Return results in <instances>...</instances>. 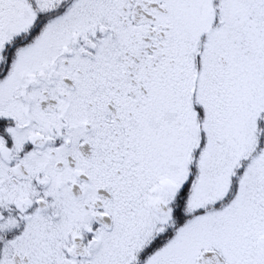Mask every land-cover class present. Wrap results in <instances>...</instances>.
<instances>
[{"label":"snow or ice","instance_id":"6c2138e0","mask_svg":"<svg viewBox=\"0 0 264 264\" xmlns=\"http://www.w3.org/2000/svg\"><path fill=\"white\" fill-rule=\"evenodd\" d=\"M0 264H264V0H0Z\"/></svg>","mask_w":264,"mask_h":264}]
</instances>
